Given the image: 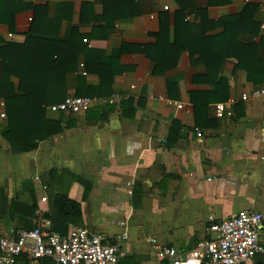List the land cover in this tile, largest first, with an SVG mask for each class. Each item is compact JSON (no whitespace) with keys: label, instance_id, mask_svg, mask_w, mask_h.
Returning <instances> with one entry per match:
<instances>
[{"label":"crops","instance_id":"1","mask_svg":"<svg viewBox=\"0 0 264 264\" xmlns=\"http://www.w3.org/2000/svg\"><path fill=\"white\" fill-rule=\"evenodd\" d=\"M193 1L207 21L199 40L181 22L175 39L176 0H138L134 16L110 27L100 21L102 0H0V238L33 228L36 211L44 218L53 196L66 192L81 209L70 234L100 235L117 248L119 264H172L150 239L183 261L197 241L215 236L212 223L243 210L264 214V98L240 99L264 84V0ZM35 17L47 21L28 43ZM162 29L168 46L158 43ZM51 53L52 61L78 54L76 67L60 59L51 66ZM10 58L16 69L2 74V59ZM158 59L165 60L160 72ZM32 63L41 81L31 96L54 94L61 78L58 103L68 96L93 102L75 115L42 105V120L58 131L29 151L16 140V150L3 136L7 104L19 97V80L8 72ZM112 94L121 99L108 104ZM218 104H228L224 113ZM259 238L264 248V226ZM15 264L32 263L21 255ZM247 264H264V252Z\"/></svg>","mask_w":264,"mask_h":264},{"label":"built area","instance_id":"2","mask_svg":"<svg viewBox=\"0 0 264 264\" xmlns=\"http://www.w3.org/2000/svg\"><path fill=\"white\" fill-rule=\"evenodd\" d=\"M261 6L264 7V1ZM262 28L264 29V26ZM8 37L12 38V35L9 34ZM78 70L82 76L87 75L83 63L78 64ZM260 98H264V84L240 97L242 101ZM120 99V95L112 94L107 103L114 104ZM92 102L93 100L87 97L68 96L63 102L50 106L49 110L52 113L75 115L86 112ZM232 102L230 100L228 103ZM226 105L228 104L216 105V111L224 113ZM177 107L181 108L182 105ZM0 117L3 118L4 114ZM261 160L264 163V157ZM42 201H45V198H42ZM39 213L37 210L38 222L33 228L19 230L11 238H0V264H15L21 255H26L32 264H39L44 259H49L52 264H119L117 248L104 242L100 235L77 228L69 237H61L49 231V221ZM263 226L264 214L239 211L228 219L212 223L209 231L215 236L197 241L183 261L175 249L160 245L156 239H150V243L160 260L171 259L172 264H181L188 260L198 264H247L257 254L264 252L259 238Z\"/></svg>","mask_w":264,"mask_h":264},{"label":"trees","instance_id":"3","mask_svg":"<svg viewBox=\"0 0 264 264\" xmlns=\"http://www.w3.org/2000/svg\"><path fill=\"white\" fill-rule=\"evenodd\" d=\"M137 1L138 0H102L103 15L100 18V21H103L107 26L110 27L113 21L119 20L120 18H128L134 16V12L131 11V8ZM176 3L178 4L179 8L175 12L174 17L175 24L173 27V31L175 39L177 40L179 22H181L182 24L183 31L191 33V35L193 36L192 40H199V38H202L203 30L201 29L204 26L203 24L207 22L203 12L197 9L193 0H176ZM26 8L27 6L24 5L21 9ZM188 16H190L189 20L186 19ZM45 21H47V19L45 20L41 19L40 17H35L32 24V29L30 31L32 36L27 38L28 43L33 39H37L38 37V35L35 33V26L38 23L43 25ZM163 32L164 31L162 29L160 34L157 36L158 43L159 45L165 43L168 46V38ZM82 40L83 37L78 35L74 42L78 41L81 44ZM183 43L189 51L190 45L186 40H184ZM54 54L51 53L49 57L45 59L46 62L50 61L49 64L51 66H53L54 63V66L57 68L58 63L61 62L58 61V59H60L63 61L65 60L68 63L69 69L72 70L76 67L75 64L78 54L67 57V53H64L63 55L58 56V59L52 61ZM160 56H163V53ZM13 60L16 59H2V74L7 73V68L9 66L16 69L15 64H11V61ZM164 62L165 60L163 61V63H161L159 59L157 60V72L163 71ZM32 65L34 64H29L30 67L28 66L27 69L19 68L18 70L21 71H24L26 69V71L24 72L19 71V74L14 73V71L12 73L8 72L9 75L16 76V78H18L19 80V97L14 98L16 102H8L7 104L8 130L3 135L7 139L11 147H13L14 149L16 148V140H20L21 144L25 147L23 149H25L26 151L32 150L36 146L35 140H41L49 136L51 133L58 131L57 129L51 130L49 123L46 120H42V117L44 116V110L41 109V107L42 105L51 106L55 103L57 104L58 96L62 95L64 97L63 92H65L64 82L61 78H59V80L54 81L53 84L49 83V86L52 84L51 87L56 88L54 94L52 93L47 98L45 97L46 99L31 96L30 88H33L35 83L40 84L39 82L41 81V78L37 77L35 72L32 71ZM85 69L89 72L87 66H85ZM63 70H66L65 67H63ZM58 71L61 72V67H59ZM20 76H25V79ZM16 150H19V148H16ZM81 183L83 187H85L86 183ZM43 217L45 219H48L50 222V232L67 238L71 235L69 233L70 230L68 224L72 223L74 225H77L75 221H80L81 219L80 204L79 202L70 199L66 192L55 194L52 198V204L50 206L49 213L43 215ZM42 262L43 261L39 262V264H41ZM43 264H49V261L44 260Z\"/></svg>","mask_w":264,"mask_h":264}]
</instances>
